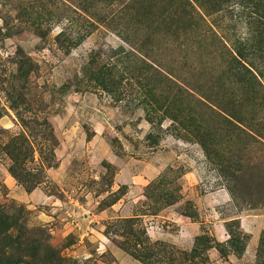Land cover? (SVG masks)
<instances>
[{"label":"rangeland","instance_id":"rangeland-1","mask_svg":"<svg viewBox=\"0 0 264 264\" xmlns=\"http://www.w3.org/2000/svg\"><path fill=\"white\" fill-rule=\"evenodd\" d=\"M143 1L0 0V208L23 209L30 230L0 264H145L122 249L130 229L170 246L154 264L169 251L176 264H264V38L231 57L253 36L243 7L187 27L168 0ZM106 61L107 88L90 72ZM182 88L259 136L236 137Z\"/></svg>","mask_w":264,"mask_h":264},{"label":"trees","instance_id":"trees-1","mask_svg":"<svg viewBox=\"0 0 264 264\" xmlns=\"http://www.w3.org/2000/svg\"><path fill=\"white\" fill-rule=\"evenodd\" d=\"M129 2L138 4L139 6L144 4L143 0H129ZM103 3L107 7H109L110 5H112L113 0H103ZM168 4L170 14L172 13L170 21L179 23L183 22L187 27H189L192 23L194 25L202 24L206 26L208 25V23H211L210 19L206 20L207 17L213 19L216 14L220 12L222 13L224 11H229L233 9L234 6L243 7L245 12L242 13L241 20L248 26V28H250L248 35L252 31L253 36L251 38L242 37L244 41L243 43L235 41V54H231V57H253L254 52L253 48L251 49V44L258 38H264V0H168ZM126 5H128V3ZM175 15H177L176 18H174ZM233 63L237 65V68H239L240 71H243L244 74L247 75L243 78H255L254 76H252L251 71L245 68V66H243L239 61L234 59ZM112 67L113 66L111 65V63L107 61L104 64L99 63L98 65H96L93 71H90L94 76L93 80H95L99 85L105 88L111 86L113 74ZM256 85L261 88V84L256 83ZM178 92H181L180 94L187 104L194 103V105L198 106L199 110L209 115V117H214L215 115L219 117L220 115V120L227 125V127L230 129V132L236 137H240L241 139L251 143L255 141V137L259 136L257 132L248 127H245L233 116H224L221 113L217 115L214 105L205 96L198 94V97L196 98L191 92L184 88H182V90L180 89V91ZM156 101L158 102L159 100L156 99ZM167 107H169V105H167ZM171 118L173 121L181 118L186 122H192L194 120V116L190 114V112L186 113L184 117L183 113H181L178 115H174V117ZM17 143L18 139L14 138V140H12L8 145V148L10 149V154H12L11 156L13 160L18 164L20 162H18V154L16 153V151L18 150ZM10 172L18 181L24 182L22 180L21 173H19L14 167L10 168ZM23 213V209H16L10 213L3 208H0V222L3 223V226H6V228L0 231V247L2 249H7L10 252H14V248H18V250H20V247L18 246L20 245V240L22 238L25 239L26 235L30 234V230L22 220ZM122 222L125 223L126 221ZM132 232L133 231H131L130 229L129 232L124 231V233L121 235V237L123 238L122 249L127 251L130 255L137 258L138 260L144 262L145 264H154L158 262L159 255H161L158 251V246L166 249L170 247L160 243H150L146 237H144V239H138L134 241V238L136 236L132 235ZM229 234V247L232 248L233 252H237L238 254L241 253L243 248H241V246L239 245V239L232 233ZM139 244H145L143 251L138 249ZM217 248L222 251L221 244H217ZM168 250H173V248H169ZM168 253L169 264H176L174 263V259L171 258L172 251H169ZM194 253L195 250H193L191 254H182L185 259L192 260V258L194 257ZM23 257L24 255L17 258L23 259ZM26 264L48 263L46 261L36 262V259L33 258V260H31L30 262H26Z\"/></svg>","mask_w":264,"mask_h":264}]
</instances>
